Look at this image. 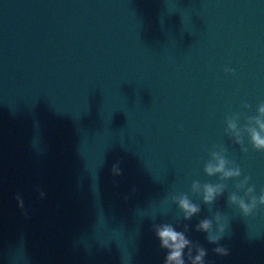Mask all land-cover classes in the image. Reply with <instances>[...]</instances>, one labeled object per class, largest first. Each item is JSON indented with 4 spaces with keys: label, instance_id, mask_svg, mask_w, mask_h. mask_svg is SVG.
<instances>
[{
    "label": "water",
    "instance_id": "95a60500",
    "mask_svg": "<svg viewBox=\"0 0 264 264\" xmlns=\"http://www.w3.org/2000/svg\"><path fill=\"white\" fill-rule=\"evenodd\" d=\"M262 102L264 0H0V264H164L154 223H187L210 264H264V208L228 204L238 181L212 206L191 193L219 182L203 169L223 145L259 196L264 152L226 118ZM216 210L223 258L195 231Z\"/></svg>",
    "mask_w": 264,
    "mask_h": 264
},
{
    "label": "clouds",
    "instance_id": "9594fccd",
    "mask_svg": "<svg viewBox=\"0 0 264 264\" xmlns=\"http://www.w3.org/2000/svg\"><path fill=\"white\" fill-rule=\"evenodd\" d=\"M225 72L234 75V70L231 68H225ZM243 107L249 109L250 105L244 104ZM256 111L257 114L254 117L245 118L243 126L238 123L241 119L240 113H234L226 118V135L240 146L244 154L248 152L244 142L245 136L254 151L264 152V102L257 106ZM227 157L228 151L223 145H214L213 150L209 152V159L203 171L208 177H218L219 182L201 184L199 181H193L191 193L200 197L204 205L212 206L225 194L228 187L225 182L236 180L238 182L233 185L235 190L228 196V204L236 207L244 217H248L258 207L264 208V189L257 196L255 185L249 184L251 177L244 176L240 179L241 168ZM121 163L122 161L117 160L111 166V174L114 178L123 175ZM131 191L135 193L136 189L132 188ZM241 192H243L242 196L239 195ZM44 195L43 191H39L41 199ZM16 200L19 208L24 211V202L19 195L16 196ZM170 201L182 213L184 221H191L193 217L201 213L200 205L194 203L187 194L172 195ZM24 214L27 215V212L25 211ZM227 225L226 217L219 210L213 213L211 219L204 218L195 225V231L205 233L209 244L217 245L212 251L221 258L230 255L229 248L220 244L225 237ZM151 230L159 241L160 249L166 252L164 264H210L206 260L207 249L188 238L189 225L187 223L183 225L182 230H178V226L171 223H154Z\"/></svg>",
    "mask_w": 264,
    "mask_h": 264
}]
</instances>
